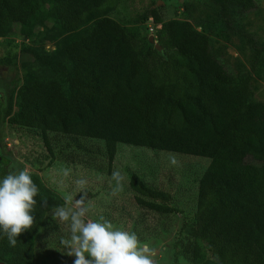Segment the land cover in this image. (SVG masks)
<instances>
[{
    "label": "trees",
    "instance_id": "obj_1",
    "mask_svg": "<svg viewBox=\"0 0 264 264\" xmlns=\"http://www.w3.org/2000/svg\"><path fill=\"white\" fill-rule=\"evenodd\" d=\"M122 1L0 0V35L14 25L28 35L47 20L52 34L63 35L52 51L19 43L32 63L13 91L0 88V124L6 119L38 136L50 160L74 148L95 159L91 153L97 152L80 139L100 142L108 166L122 144L207 157L195 180L186 257L193 264H264V102L254 99L250 74L217 56L209 32L188 20H164L158 6L137 19L161 24L157 49L106 15ZM210 2L222 28L251 48L256 68L264 46L235 25L256 2ZM128 179L131 202L113 207L125 231L139 226L149 235L173 213H183L169 190L137 172ZM32 215L31 228L14 247L0 239V264H36L46 211L35 204ZM114 217L105 213L103 219Z\"/></svg>",
    "mask_w": 264,
    "mask_h": 264
},
{
    "label": "rangeland",
    "instance_id": "obj_2",
    "mask_svg": "<svg viewBox=\"0 0 264 264\" xmlns=\"http://www.w3.org/2000/svg\"><path fill=\"white\" fill-rule=\"evenodd\" d=\"M254 1L256 9L241 16L235 25L254 35L264 46V0ZM156 6L160 7L164 20H188L198 31L209 32L211 46L217 56L231 69L249 73L254 99L264 102V57L258 61L256 68H252L251 48L239 36L231 35L222 28L217 8L210 0H125L106 15L118 21L128 32L140 37L152 35L156 41V31L161 24L154 23L151 17L142 23L137 22L146 9ZM52 27L53 23L47 20L44 25H35L32 33L25 35L19 25H14L9 35H0V59L5 60L0 61V88L5 94L23 81L25 68L32 63L31 57L20 51L19 43H30L42 50L52 51L63 37L56 32V35L52 34L51 31H55ZM7 59L9 63L6 64ZM80 142L97 152L91 153V156L96 155L95 159L90 160L87 153L74 148L71 152H56L50 160L38 136L10 125L6 119L0 124V147L9 159V164L2 162L0 177L13 167L17 171L29 172L38 188L35 204L46 211L36 240V264H73L75 259L70 255L68 225L58 223L53 217L58 206L72 209L84 207L87 209L86 220L104 218V214L108 213L115 217L111 218L114 221H106L114 229L125 231L113 207L131 202L132 192L128 187L131 172H137L143 180L169 190L173 195V205L183 210V213H173L165 223H159L155 231L153 228L149 230V235L136 226L134 234L143 238L139 243L151 249L154 264H193L186 257L184 247L191 229L195 180L206 165L207 157L168 154L122 144L108 166L101 154L100 142L88 139H80ZM66 195L71 197L68 203L64 200ZM85 256L87 259V254Z\"/></svg>",
    "mask_w": 264,
    "mask_h": 264
},
{
    "label": "clouds",
    "instance_id": "obj_3",
    "mask_svg": "<svg viewBox=\"0 0 264 264\" xmlns=\"http://www.w3.org/2000/svg\"><path fill=\"white\" fill-rule=\"evenodd\" d=\"M78 183L82 185L83 181ZM37 194L38 188L25 170L13 167L0 177V239H6L10 247L31 228ZM70 199L66 195L65 203ZM86 211L84 207L58 206L53 213L58 223L68 225L73 264H154L151 249L141 245L134 233L114 229L103 218L86 220Z\"/></svg>",
    "mask_w": 264,
    "mask_h": 264
},
{
    "label": "flooded vegetation",
    "instance_id": "obj_4",
    "mask_svg": "<svg viewBox=\"0 0 264 264\" xmlns=\"http://www.w3.org/2000/svg\"><path fill=\"white\" fill-rule=\"evenodd\" d=\"M0 96H3V95L0 94ZM2 105L3 104L0 105V109H1ZM0 156H1L0 157V166L2 165L3 161L9 163V161H8L9 159L3 154L1 147H0Z\"/></svg>",
    "mask_w": 264,
    "mask_h": 264
},
{
    "label": "water",
    "instance_id": "obj_5",
    "mask_svg": "<svg viewBox=\"0 0 264 264\" xmlns=\"http://www.w3.org/2000/svg\"><path fill=\"white\" fill-rule=\"evenodd\" d=\"M148 40H149L150 42H152V43L155 45V47H156L157 49H161V47H159V45L157 44V42L153 40L152 35H149V36H148ZM1 104H3V100H2V97L0 96V105H1Z\"/></svg>",
    "mask_w": 264,
    "mask_h": 264
}]
</instances>
